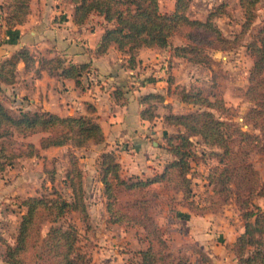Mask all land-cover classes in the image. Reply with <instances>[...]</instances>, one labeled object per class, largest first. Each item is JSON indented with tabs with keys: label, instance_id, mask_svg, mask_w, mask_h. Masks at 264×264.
<instances>
[{
	"label": "trees",
	"instance_id": "obj_1",
	"mask_svg": "<svg viewBox=\"0 0 264 264\" xmlns=\"http://www.w3.org/2000/svg\"><path fill=\"white\" fill-rule=\"evenodd\" d=\"M72 4L73 23L84 24L92 15L100 16L98 22L102 31L94 44L92 54L103 55L110 45L128 53V65L134 63V51L141 47L168 48L169 55L180 57L195 64L210 65L213 59L209 53L225 51L234 47L255 17V7L264 0H237L242 10V22L233 37L223 35L214 22V17L226 13V5L219 2L212 5L204 19L190 17V0H173L170 11H161L157 0H65ZM29 0H2L0 3V29L14 38L15 27L26 20ZM177 34L183 42L170 44L169 38ZM251 57L247 85L243 96L251 101L242 115V121L257 132L242 128L230 118L215 116L212 110L224 111L221 97L209 98L200 90H187L183 86L176 89L182 102L203 107L188 112L168 111L162 121L173 125L176 131L164 137L160 145L170 158L160 171L154 170L144 177L123 176L120 164L114 154L101 151L99 154V181L105 197L107 220L111 223L138 225L143 231L146 244L136 250L138 264H186L187 258L178 252L174 254L163 231L149 212L154 190H178L183 205L188 209L203 213L222 204L229 193H234L242 218V230L230 247L236 264H264V210L252 201L253 196H264V178L249 160L253 150L264 157V17L246 43ZM21 61L23 70H33L34 76L40 70L55 78H70L79 84L80 77L90 70V62L66 61L60 54L35 57L22 46L0 58V85H12L17 78V63ZM35 61L37 62L35 66ZM1 89V88H0ZM163 93L147 91L137 96L140 104L139 117L152 120L157 114L153 101H163ZM112 95L117 102L125 101L120 87H114ZM89 114L60 115L47 109H19L13 111L0 100V172L10 166L20 156H32L38 149L49 146L71 144L82 146L88 141L100 143L103 131L92 114L95 108L87 104ZM40 132L37 145L31 141H20L15 145L13 135L22 137ZM191 136H198L200 142L211 149L208 154L215 159L210 166L208 179L211 190L207 205L195 203L192 196L189 174L192 162L201 158L204 151L197 154L193 149ZM68 167L64 174V184L69 188L68 197L53 189L52 195H27L21 199L24 207L19 216L12 242L0 234L3 246L0 264H89V258L78 245V228L72 220H65L67 213L74 212L81 223L86 224L88 211L83 197L82 172L77 157L68 151ZM246 188L247 194L240 195ZM123 191L132 199L120 205L118 192ZM62 220L63 222L56 223ZM48 223L45 231L43 223ZM203 264H212L201 249L195 248Z\"/></svg>",
	"mask_w": 264,
	"mask_h": 264
},
{
	"label": "rangeland",
	"instance_id": "obj_2",
	"mask_svg": "<svg viewBox=\"0 0 264 264\" xmlns=\"http://www.w3.org/2000/svg\"><path fill=\"white\" fill-rule=\"evenodd\" d=\"M157 1L161 11L172 9L171 0ZM219 2L225 3L226 13L214 17L213 20L223 35L233 37L238 33L243 19L242 10L237 0H190L188 15L204 19L208 9ZM263 17L264 7L261 3H257L255 17L239 42L225 51H209L213 59L210 65L195 64L180 57H171L167 47H141L134 51V63L131 72L119 74L117 79L116 76L109 79L108 73L100 74L99 77L97 73L84 74V81L79 82L78 86L100 84L98 88L106 90L111 87L108 92L110 95L114 87L127 88L133 94L135 92L132 90L138 88L139 85L154 88L152 91L163 93V101H153L157 115L148 121L145 128L144 141H146L147 149L149 151L154 149L153 157L158 158L153 163L150 162L151 164L146 165L149 167V173H151L155 167V162L160 163L161 161V164H164L171 157L160 145L164 143V137L167 134L176 131V127L165 124L162 121L163 114L168 111L188 112L203 108L182 102L176 93L179 86H183L187 90L198 89L209 98L221 97L226 109L224 111L212 110L215 116L224 119L230 118L241 124L242 128L257 132L256 129L242 121V115L252 105L251 101L246 100L242 93L247 85L251 65V57L246 49V43L255 33ZM99 21L98 16L92 15L87 21V28L97 26ZM2 31L0 29V34ZM181 42L183 39L177 34H173L169 38L170 44ZM109 56L119 58V65H127L128 63L126 51L112 49ZM36 57L39 55L36 54ZM135 58H137L136 61ZM17 75L16 81L14 84L8 85L6 92L0 89V100L13 111L17 112L19 109L26 108H49L47 110L76 115L80 113L82 107L89 114L85 103L63 106L67 104L64 101L70 94L59 93L60 96H58L56 93L66 89L63 88L64 84L60 85L55 81L47 82L45 90H42L39 86L33 85L32 81L22 78L20 73ZM56 99L60 100V104L55 103ZM60 105V108L56 107ZM151 127L157 129L159 134L148 132ZM41 134L37 132L24 137L13 135L12 139L16 146L19 145L20 141H31L37 145ZM191 139L193 149L197 154L204 151L200 159L192 162L191 173L189 174L192 196L195 203L207 205L212 186L208 179V173L210 166L215 163V159L208 154V151L211 149L218 150V148L203 145L198 136H191ZM152 141H156L154 148L151 145ZM101 145V142L88 141L82 146L71 144L49 146L43 149L39 148L35 155L15 158L10 166L5 167L0 172V234L8 242L13 241L19 216L24 210L20 201L25 196H50L52 190L56 189L61 195L68 197L69 188L63 180L68 167L67 153L72 151L77 157V163L82 172L83 197L88 211V220L86 224L81 223L74 212L67 213L64 219L72 220L77 225L79 248L86 253L89 264H138L136 250L146 244L141 227L111 223L107 220L108 214L104 205L105 197L102 193V184L99 181L98 156L101 152ZM119 148L124 150V154L137 152L134 146L128 145L126 142H121ZM110 151L115 156L113 150ZM145 151L143 155L148 157V153ZM249 160L257 170L259 178H264V157L262 154L253 150L249 154ZM133 167L134 171L129 172L122 166L120 172L123 176H145L143 172L139 171L140 168L135 169V165ZM154 192L156 195L151 200L149 212L163 231L170 251L174 254L178 252L184 254L187 258L186 264H203L195 248L205 252L212 264H236L230 244L235 238V232L239 228L242 230L243 221L232 191L224 203L217 204L213 210L203 213H196L184 206L178 190H166L164 187H159ZM246 194L247 189H241L240 195L245 196ZM131 199L132 196L128 193L118 192L120 205ZM252 201L264 210V196H253ZM213 220L217 223L213 224ZM60 222L63 221L59 220L56 223ZM225 224L227 226L226 231L222 228ZM47 226L48 223H43L42 230L45 231ZM213 232L217 234L214 235ZM2 248L0 243V252Z\"/></svg>",
	"mask_w": 264,
	"mask_h": 264
},
{
	"label": "crops",
	"instance_id": "obj_3",
	"mask_svg": "<svg viewBox=\"0 0 264 264\" xmlns=\"http://www.w3.org/2000/svg\"><path fill=\"white\" fill-rule=\"evenodd\" d=\"M172 1L173 0H171V2ZM71 16L72 4L65 0H29V13L27 14L26 20L15 27L16 34L14 38H12L9 32L4 30L0 34V58L24 46L33 53L35 57L36 54L39 56H51L56 53L62 55L66 61L75 63L89 61L90 70L85 73V75L97 73L99 77L100 74L108 73L109 79H113L114 76H116L117 79L119 74L123 75L127 73V71L131 72V67L133 65L129 66L128 63L127 65H119V58L116 59L115 57L109 56V52H111L112 49L118 51L113 45H110L103 55L95 56L92 54L94 44L102 31L101 25L98 24L99 26L95 25L87 28V22L77 25L73 23ZM98 17L99 20H101V17ZM141 47L151 48L145 46ZM141 47H139V49ZM136 59L137 58H135V61ZM36 63L35 61V66L37 65ZM17 73H20L22 78L32 81L33 85L39 86L42 90H45L47 82L55 81L60 85L64 84L63 88L66 89L56 94H58V96H60L59 93L70 94L64 101L67 103L63 105L65 107L75 106L77 103L91 104L95 108V119L103 131L100 151L112 149L115 153L116 160L126 171H134L133 165L136 166L135 169L143 165L139 171L143 172L144 175L151 174L149 173V167L146 165H148V163H153V161L158 160V158L153 157L155 154L153 151L154 149H150L149 151L146 141H144L145 128L149 120L139 117V110L142 104L138 102L137 96L141 93L152 91L154 88L139 85L138 88L132 90V92H135L133 94L127 88H123L122 91L125 96V101L121 103L114 99L112 91V96L108 93L111 87L109 90L98 88L100 84L95 86L85 84L79 87L72 79L64 77L55 78L47 74L45 70H40L39 75L34 76L32 69L23 70L21 61L17 63ZM83 77L84 74L80 77L79 82L82 83L84 81ZM7 87L8 85L5 84L0 85L1 90H5V92ZM55 101L56 104H60L59 99ZM43 107L45 106L43 105ZM56 107L60 108L61 105ZM78 107H80V105H78ZM55 113L60 115L67 114L60 112ZM80 113H86L82 107ZM148 132L151 134H159V131L153 127L148 129ZM121 142H126L128 145L134 146L137 152L133 154H124V150L119 148ZM155 142L156 141L151 142V145H153L152 148H154ZM145 150L148 153V157L143 155ZM142 161H145V163H142ZM154 164L155 167L152 171H160L163 166L161 161L160 163L155 162ZM214 221L215 220L212 221L213 224L217 223ZM218 228L220 227L218 226ZM222 228L226 231V224L223 225ZM240 231L239 228V230L235 232L236 235ZM213 234L215 235L217 233L213 232Z\"/></svg>",
	"mask_w": 264,
	"mask_h": 264
}]
</instances>
